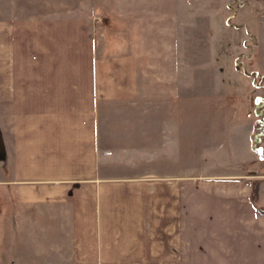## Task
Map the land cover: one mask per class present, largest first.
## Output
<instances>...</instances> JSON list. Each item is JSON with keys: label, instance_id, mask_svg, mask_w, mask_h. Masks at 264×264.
<instances>
[{"label": "crops", "instance_id": "crops-1", "mask_svg": "<svg viewBox=\"0 0 264 264\" xmlns=\"http://www.w3.org/2000/svg\"><path fill=\"white\" fill-rule=\"evenodd\" d=\"M148 1L110 35L0 14V264H264L262 87L199 75Z\"/></svg>", "mask_w": 264, "mask_h": 264}, {"label": "rangeland", "instance_id": "rangeland-1", "mask_svg": "<svg viewBox=\"0 0 264 264\" xmlns=\"http://www.w3.org/2000/svg\"><path fill=\"white\" fill-rule=\"evenodd\" d=\"M157 1L166 9L174 8L171 0H149L148 3ZM174 1L177 9H182L184 53L194 58L195 68H202L197 69L199 75L209 72L216 83L221 79L231 86L237 77L243 81L253 78L260 83L262 90L257 89L256 93L261 94L258 96L261 100L256 101L254 108L257 122L253 136L254 145L264 150V0ZM137 4H142V0H0V14L7 18L60 17L91 11L101 15L100 27L104 34L110 35L114 31L107 25L111 16L123 22L126 18L115 17L116 14L120 11L125 14L128 5ZM245 83L250 85V81ZM256 93L251 91L249 100ZM258 162L255 171L261 180L256 183V195L257 201L264 204V161L258 158Z\"/></svg>", "mask_w": 264, "mask_h": 264}, {"label": "trees", "instance_id": "trees-1", "mask_svg": "<svg viewBox=\"0 0 264 264\" xmlns=\"http://www.w3.org/2000/svg\"><path fill=\"white\" fill-rule=\"evenodd\" d=\"M253 139H254V136H253ZM254 149L258 152L259 154V158L262 159L264 161V150H262L261 148H258L254 145ZM255 185H256V182H254L253 186H252V192H251V200L252 202H256V199H257V195H256V188H255ZM258 204V203H257ZM257 208L261 211L264 212V204H259V205H256Z\"/></svg>", "mask_w": 264, "mask_h": 264}]
</instances>
